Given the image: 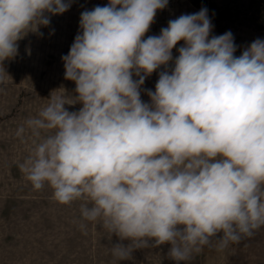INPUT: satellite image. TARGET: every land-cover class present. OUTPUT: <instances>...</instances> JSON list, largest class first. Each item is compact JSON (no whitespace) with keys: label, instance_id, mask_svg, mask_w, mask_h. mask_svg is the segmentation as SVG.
Listing matches in <instances>:
<instances>
[{"label":"clouds","instance_id":"clouds-1","mask_svg":"<svg viewBox=\"0 0 264 264\" xmlns=\"http://www.w3.org/2000/svg\"><path fill=\"white\" fill-rule=\"evenodd\" d=\"M168 2L109 0L82 11L61 57L75 95L53 91L16 132L32 138L18 163L24 178L34 190L51 188L59 204L82 201L80 229L98 223L119 261L168 245L181 264L264 226V39L235 55L231 31L211 35L207 8L145 39ZM71 4L0 0V61ZM161 66L144 102L141 86ZM77 103L78 111L65 107Z\"/></svg>","mask_w":264,"mask_h":264},{"label":"rangeland","instance_id":"rangeland-1","mask_svg":"<svg viewBox=\"0 0 264 264\" xmlns=\"http://www.w3.org/2000/svg\"><path fill=\"white\" fill-rule=\"evenodd\" d=\"M219 7L231 10L221 21L214 9L211 35L231 31L238 46L239 56L253 40L264 39V0H211ZM109 0H72L71 7L61 15L51 16L50 25L40 33H28L18 42V54L0 61V264H175L167 256L168 245L137 250L127 260H116L110 251L108 233L98 223L85 222L81 230L80 205L74 201L62 205L52 198V189L45 186L34 190L18 167L29 154L32 138L26 131L23 140L17 129L48 104L53 91L56 94L75 95V83L64 78L66 55L80 31V14L95 6H104ZM169 0L158 10L153 24L145 34L159 35L168 21L182 14L198 12L205 6L202 0ZM211 6V5H210ZM209 18L211 12L208 11ZM211 19V18H210ZM172 50L173 59L178 56ZM172 62L168 70L172 68ZM161 66L145 79L141 99L150 102L147 90H155ZM134 79H138L134 77ZM69 111H78L81 105H65ZM113 237L112 243L116 242ZM181 264H264V226L254 235L219 251L205 247L199 254Z\"/></svg>","mask_w":264,"mask_h":264},{"label":"trees","instance_id":"trees-1","mask_svg":"<svg viewBox=\"0 0 264 264\" xmlns=\"http://www.w3.org/2000/svg\"><path fill=\"white\" fill-rule=\"evenodd\" d=\"M204 3H205V6H201V8H207L209 12H211V21L216 25L217 24V21L214 19V9H217V14H218V17L219 19L224 20V14L228 11H230L231 9L230 8H227V7H219L216 5V3H214L213 1L211 0H202ZM197 5H199L198 3V0H197ZM211 5V6H210Z\"/></svg>","mask_w":264,"mask_h":264}]
</instances>
